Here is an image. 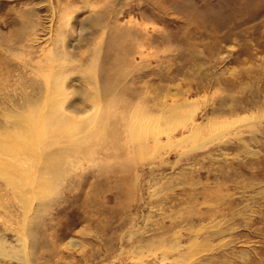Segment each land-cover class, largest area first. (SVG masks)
Returning a JSON list of instances; mask_svg holds the SVG:
<instances>
[{
	"label": "rangeland",
	"instance_id": "1",
	"mask_svg": "<svg viewBox=\"0 0 264 264\" xmlns=\"http://www.w3.org/2000/svg\"><path fill=\"white\" fill-rule=\"evenodd\" d=\"M0 163V264H264V0H0Z\"/></svg>",
	"mask_w": 264,
	"mask_h": 264
},
{
	"label": "bare ground",
	"instance_id": "2",
	"mask_svg": "<svg viewBox=\"0 0 264 264\" xmlns=\"http://www.w3.org/2000/svg\"><path fill=\"white\" fill-rule=\"evenodd\" d=\"M55 105V104H54ZM29 109V108H28ZM48 123H49V127H50V132H51V135L53 134H59V133H63L65 132L66 128L69 127L68 125V118H67V115L64 114L61 110H53L49 116H48ZM72 127V126H71ZM70 129V128H69ZM48 131V130H47ZM49 132V133H50ZM195 134V133H194ZM64 135V133H63ZM207 135V134H206ZM59 136V135H58ZM56 135V137H58ZM209 138V137H208ZM51 150V149H50ZM48 157H50L48 155ZM52 157V156H51ZM2 163V162H1ZM0 163V164H1ZM13 185V184H12ZM2 252V251H1Z\"/></svg>",
	"mask_w": 264,
	"mask_h": 264
}]
</instances>
